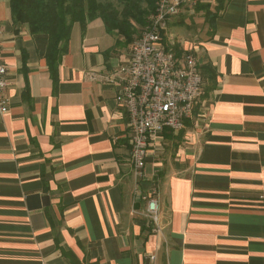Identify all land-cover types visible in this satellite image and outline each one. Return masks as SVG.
I'll list each match as a JSON object with an SVG mask.
<instances>
[{
	"label": "crops",
	"instance_id": "0c3cea01",
	"mask_svg": "<svg viewBox=\"0 0 264 264\" xmlns=\"http://www.w3.org/2000/svg\"><path fill=\"white\" fill-rule=\"evenodd\" d=\"M216 5L194 0L169 23L203 91L190 126L165 129L135 179L106 80L128 52L114 63L101 18L76 22L54 81L48 36L14 25L0 0V264H264V0ZM151 197L161 235L144 215Z\"/></svg>",
	"mask_w": 264,
	"mask_h": 264
},
{
	"label": "built area",
	"instance_id": "2783aa9c",
	"mask_svg": "<svg viewBox=\"0 0 264 264\" xmlns=\"http://www.w3.org/2000/svg\"><path fill=\"white\" fill-rule=\"evenodd\" d=\"M193 5L194 0H156L127 59L106 76L117 88L115 100L126 111L135 179L144 176L145 158L152 143L164 129L178 132L184 128V122L193 119L194 106L202 94L203 79L195 53L184 50L168 32L170 21ZM1 35L0 30V45ZM6 74L0 50L1 113L8 109ZM144 215L152 231L161 235L157 199H146Z\"/></svg>",
	"mask_w": 264,
	"mask_h": 264
},
{
	"label": "trees",
	"instance_id": "16d2710c",
	"mask_svg": "<svg viewBox=\"0 0 264 264\" xmlns=\"http://www.w3.org/2000/svg\"><path fill=\"white\" fill-rule=\"evenodd\" d=\"M156 0H117V5L102 0H9L14 25H27L30 33L48 36L46 61L54 81L57 67L67 51L72 25L85 26L86 21L101 18L108 33L115 36V47H129L136 35V26H143L153 11ZM225 0H217L215 11ZM204 12L205 19L213 18L209 6L197 5L196 13ZM178 46V45H176ZM177 48V47H176ZM199 103L194 106L193 118ZM190 120L184 122L190 126ZM165 130V129H164Z\"/></svg>",
	"mask_w": 264,
	"mask_h": 264
},
{
	"label": "rangeland",
	"instance_id": "374dc122",
	"mask_svg": "<svg viewBox=\"0 0 264 264\" xmlns=\"http://www.w3.org/2000/svg\"><path fill=\"white\" fill-rule=\"evenodd\" d=\"M102 1H106V2H110L111 4H113V5H117V0H102ZM200 20V19H199ZM198 20V23L200 22ZM136 26V35H135V37H134V41L138 38V36L140 35V30H141V26H138V25H135ZM170 32L171 33H173V35H179L180 36V34H183V33H187V29H185V27L184 26H179V27H175V28H172L171 30H170ZM178 36V37H179ZM133 41V42H134ZM132 42V43H133ZM132 43H131V45H132ZM131 45L129 46V47H119V49H118V51H116L117 52V54H115V55H113V57H112V59H113V62L114 63H117V62H119L120 60H121V53H122V50H123V53H125V52H128L129 51V49H130V47H131ZM121 49V50H120Z\"/></svg>",
	"mask_w": 264,
	"mask_h": 264
}]
</instances>
